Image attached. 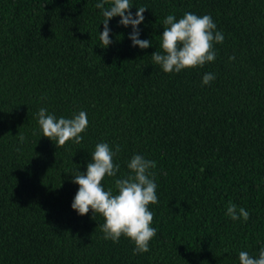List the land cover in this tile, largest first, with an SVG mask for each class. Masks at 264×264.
<instances>
[{
    "label": "trees",
    "instance_id": "1",
    "mask_svg": "<svg viewBox=\"0 0 264 264\" xmlns=\"http://www.w3.org/2000/svg\"><path fill=\"white\" fill-rule=\"evenodd\" d=\"M96 2L0 0V264H238V251L264 245V0H132L129 11L146 7L145 49L129 46L118 17L101 47ZM185 11L210 15L223 43L204 67L164 73L151 61L162 20ZM204 72L216 78L202 86ZM40 107L84 110L82 141L38 137ZM100 141L119 145L117 177L133 153L156 161L146 252L104 240L98 214L69 207L70 172ZM229 202L248 220L227 217Z\"/></svg>",
    "mask_w": 264,
    "mask_h": 264
},
{
    "label": "clouds",
    "instance_id": "2",
    "mask_svg": "<svg viewBox=\"0 0 264 264\" xmlns=\"http://www.w3.org/2000/svg\"><path fill=\"white\" fill-rule=\"evenodd\" d=\"M106 0H97L95 8L100 10L103 25L98 32L101 47L112 43L109 36V19L118 17L116 23L129 28L128 39L130 47L145 49L152 44L150 39H141L138 25L144 21L142 13L146 7H135V12L129 11L133 7L132 0H110L105 7ZM162 31L158 36V49L151 53V61L164 73H178L188 68H202L206 63L216 58L214 44L223 43L224 33L217 29L212 17L208 14L197 15L185 11L181 16L166 15L162 20ZM234 56H229L233 60ZM215 73L201 74L200 84L208 85L215 79ZM36 132L38 137H47L58 146L66 141L79 144L82 132L88 125L87 114L78 110L70 116H57L47 108L40 107L36 113ZM23 143V134L18 136ZM119 145L109 146L106 141L97 142L89 152L84 171L78 168L71 173L69 182L77 185L69 207L76 215L98 214L102 218L99 225L102 238L113 243L123 236L132 244V253L148 251L149 241L154 237L156 228L152 225L153 214L149 204H156L157 185L150 173L156 167V161L148 159L142 154L133 153L125 163L127 174L117 177L120 168L113 158L119 152ZM112 177V187L106 188L101 181L104 177ZM225 215L233 221H247L249 212L242 206L229 202L225 208ZM238 264H264V245L255 254L246 250L237 253Z\"/></svg>",
    "mask_w": 264,
    "mask_h": 264
}]
</instances>
